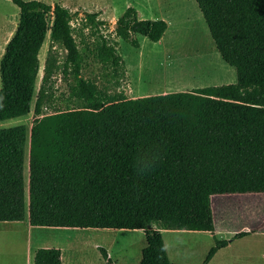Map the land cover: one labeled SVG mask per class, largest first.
<instances>
[{
	"label": "trees",
	"instance_id": "16d2710c",
	"mask_svg": "<svg viewBox=\"0 0 264 264\" xmlns=\"http://www.w3.org/2000/svg\"><path fill=\"white\" fill-rule=\"evenodd\" d=\"M11 1L20 20L0 63V123L32 110L35 119L29 133L24 124L0 128V221L142 229L140 264H176L161 229L213 232V195L264 193V0H196L221 57L236 69L235 83L137 98L83 74L91 56L113 87L125 76L118 43L100 33L112 26L100 12L82 11L77 29L74 13L60 3ZM114 25L115 36L136 48L137 35L158 42L168 28L163 19L140 18L134 7ZM85 29L97 38L92 46ZM58 72L68 87L63 107L54 105ZM49 106L54 110L45 112ZM122 201L131 204L127 216L107 207ZM227 244L216 240L203 264ZM34 264H62L61 250L39 248Z\"/></svg>",
	"mask_w": 264,
	"mask_h": 264
},
{
	"label": "rangeland",
	"instance_id": "374dc122",
	"mask_svg": "<svg viewBox=\"0 0 264 264\" xmlns=\"http://www.w3.org/2000/svg\"><path fill=\"white\" fill-rule=\"evenodd\" d=\"M46 3H60L68 7L74 18L72 24L75 28L82 26L84 17L82 6L91 12H102V17L106 18L112 26L100 28V33L110 36L112 41L118 43V51L123 57L125 64V76L120 82V86L115 88L106 82V76L101 68V64L94 57L87 60L88 64L83 70L85 77H96L102 86H107L110 90H119L128 97L138 94H162L174 91L194 90L208 86L235 83L237 81L236 69L227 64L221 57L213 38L211 37L208 25L196 0H40ZM19 7L11 0H0V43L4 33L12 35L16 26V14L5 19L12 8ZM134 7L141 12L145 19H163L168 23V28L159 42H153L149 38L137 35L140 47L136 48L128 42L115 36L114 23L126 11L127 8ZM13 8V9H14ZM79 12V15L75 13ZM11 14V13H10ZM51 24V22H50ZM86 38L92 46L96 41V36H90V31L85 29ZM51 46L50 32L40 51V72L37 78L36 92L32 102L34 108L37 93L42 83L45 61ZM83 49V45H80ZM57 51L62 59L65 51L58 46ZM2 50L0 49V58ZM0 59V63H1ZM128 68V71H127ZM55 106H65L68 98V87L63 79L62 72L55 75ZM111 78V75L110 77ZM1 74H0V88ZM52 107H47L45 112H52ZM35 119L34 111L22 118H12L0 123V128L26 125L28 133L31 130ZM26 183L29 181V146L26 152L25 167ZM150 209L155 211L153 201H149ZM110 209L121 212L127 216L131 209L129 201L114 202L107 205ZM212 209L214 221L217 228L224 227L227 230H239L242 228H252L263 226L264 228V193L246 194H216L212 196ZM215 209V210H214ZM100 231H87L85 229L50 230L49 228L36 226L33 230H28L24 222H2L0 221V264H26L27 251L29 246L36 247L60 242L62 246H68L73 238L85 237V235L95 238ZM103 234V233H102ZM105 235V234H104ZM130 234H119L118 238H124ZM70 238V239H68ZM72 238V239H71ZM258 239L261 241V250L257 255V262L264 264V229L258 236L248 237L246 241ZM71 241V242H70ZM70 242V243H69ZM242 249L248 250L249 243H242ZM69 248V249H68ZM66 247L64 259H76L78 253L72 247ZM136 246L130 252V258L135 254ZM94 248L90 247L82 255L93 261H98V256ZM99 253V252H97ZM81 254V253H80ZM79 254V255H80ZM101 259L102 256H99ZM98 264V263H96ZM129 264V263H120Z\"/></svg>",
	"mask_w": 264,
	"mask_h": 264
},
{
	"label": "crops",
	"instance_id": "0c3cea01",
	"mask_svg": "<svg viewBox=\"0 0 264 264\" xmlns=\"http://www.w3.org/2000/svg\"><path fill=\"white\" fill-rule=\"evenodd\" d=\"M66 7V6H65ZM14 8V7H13ZM11 10V14H6L5 19L9 20L8 17L16 14V26L12 35L6 32L3 35L2 42L0 43V49L2 50V57L6 51V47L13 37L20 20V15H17V9ZM84 11L91 12L86 10L83 6ZM20 9V8H19ZM139 17L145 19L141 12L138 11ZM99 19L106 20L102 17V12L98 16ZM115 24V23H114ZM159 42V41H158ZM128 71V68H127ZM164 94V93H162ZM141 96H146V94H138L137 96H131L130 98H137ZM258 194V193H257ZM215 210V209H214ZM16 222V221H15ZM28 230H33L34 227L29 222V218H26L23 221ZM50 230H68L76 231L85 229L87 231H94L99 233L96 234L95 238L91 235L79 238H71L73 241L68 246H62L60 242L56 244H47L43 246L32 247L29 246L27 251V262L26 264H34V256L36 251L39 248H58L61 250V259L62 264H106V259L101 253V249L105 250L108 254V257L116 264L120 263H129V264H140L142 258V251L146 247V233L142 229H116V228H70V227H46ZM263 226H257L252 228L251 231L249 228H242L239 230H227L224 227L217 228L215 225V230L213 232L209 231H198V230H168L161 229L162 237L166 247L168 257L171 262L176 264H203L209 250L215 246L216 240L219 241H228V244L225 247L219 249L212 259L207 264H260L257 262L258 252L261 250V241L258 239L247 238L251 236H258L263 233ZM240 232H247L243 237H236ZM103 233V234H102ZM128 233L131 237H122L121 239L117 236L119 234ZM105 234V235H104ZM70 239V238H68ZM69 242V243H70ZM242 243H249L250 248L248 250L242 249ZM136 246L135 254L133 258H130V250ZM66 247H72V250L78 253L76 259L65 260L64 252ZM94 248L98 256V261H93L87 256L82 255V252H86L88 248ZM69 249V248H68ZM99 252V253H97ZM81 253V254H80ZM80 254V255H79ZM102 256L101 259L99 256Z\"/></svg>",
	"mask_w": 264,
	"mask_h": 264
},
{
	"label": "water",
	"instance_id": "95a60500",
	"mask_svg": "<svg viewBox=\"0 0 264 264\" xmlns=\"http://www.w3.org/2000/svg\"><path fill=\"white\" fill-rule=\"evenodd\" d=\"M114 27H116V25Z\"/></svg>",
	"mask_w": 264,
	"mask_h": 264
}]
</instances>
